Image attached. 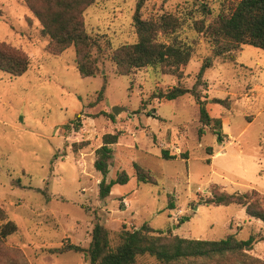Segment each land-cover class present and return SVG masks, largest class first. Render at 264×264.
<instances>
[{"label": "rangeland", "instance_id": "374dc122", "mask_svg": "<svg viewBox=\"0 0 264 264\" xmlns=\"http://www.w3.org/2000/svg\"><path fill=\"white\" fill-rule=\"evenodd\" d=\"M139 1L97 0L87 10V31L104 51L94 52L98 75L82 78L74 48L51 55L49 39L24 1L0 0V42L31 61L22 77L0 71V209L19 228L4 244V261L23 256L29 264H89L84 253L51 250L65 244L88 249L97 223L109 230L113 247L124 228L133 231L144 224L194 240L253 236L250 254L264 261L262 221L242 206L205 203L219 187L228 193L256 191L264 208V51L244 46L236 62L214 60L199 90L210 116L222 119L223 134L209 126L200 137L203 125L194 97H158L178 85L194 87L201 58L211 55L204 41L201 58L181 69L182 78L164 74L160 66L131 76L117 73L114 51L138 42L133 18ZM184 2L144 0L142 19L176 14ZM213 8L214 15L221 11L219 4ZM106 134L120 135L107 181L125 171L130 182L101 200L102 176L94 163ZM165 149L178 159L164 160ZM185 154L188 159L181 157ZM134 164L158 185L138 183ZM136 264L161 263L144 257Z\"/></svg>", "mask_w": 264, "mask_h": 264}, {"label": "trees", "instance_id": "16d2710c", "mask_svg": "<svg viewBox=\"0 0 264 264\" xmlns=\"http://www.w3.org/2000/svg\"><path fill=\"white\" fill-rule=\"evenodd\" d=\"M42 26V33L49 39L47 51L59 56L70 48L77 55V65L82 78H94L99 73V59L94 52L104 51L101 44L89 35L85 14L97 0H23ZM219 4L221 11L214 15L213 5ZM144 0L137 4L133 18L138 36L135 44H124L113 53V62L120 76H131L135 71L162 67L166 75L183 77L182 68L195 58H201L199 49L204 41L211 55L201 58L202 66L198 80L192 89L181 85L173 87L158 98L174 101L183 96L195 98L200 110L203 128L213 126L222 138L223 121L213 118L207 110V99L199 90L204 85L206 72L214 67L215 59L226 63L236 62V53L244 46H252L264 51V0H185L180 12L164 14L158 18L142 19ZM212 17V21L208 19ZM31 66L30 58L23 51L5 42H0V71L14 78L25 75ZM106 90V80L99 94L102 99ZM215 103L226 105L225 100L215 99ZM220 138V139H221ZM119 134H106L103 144L96 150L95 170L101 174L99 198L107 199L113 188L126 185L130 176L122 171L111 181H107L113 165L114 146L119 143ZM85 146V145H83ZM188 159V155H182ZM164 160H176L169 150H162ZM210 163V160H208ZM136 178L140 184L158 185L151 173L134 164ZM208 206L238 205L246 209L247 215L264 223V208L258 199V192L228 193L216 187L205 201ZM174 209V203H170ZM123 210V209H122ZM0 264H29L23 256L13 261H4L6 240L19 232L13 221L0 209ZM256 243L255 237L240 240L234 234L217 241H205L167 235L144 224L137 230L123 229L119 234V244L112 246L109 230L97 223L92 232L88 249L73 244H65L51 250L52 253H84L89 264H136L140 258L152 257L161 264H264V261L250 254Z\"/></svg>", "mask_w": 264, "mask_h": 264}, {"label": "water", "instance_id": "95a60500", "mask_svg": "<svg viewBox=\"0 0 264 264\" xmlns=\"http://www.w3.org/2000/svg\"><path fill=\"white\" fill-rule=\"evenodd\" d=\"M120 112H121V109L118 108V107H116V108L114 109V111H113V113H114L115 115H118Z\"/></svg>", "mask_w": 264, "mask_h": 264}]
</instances>
